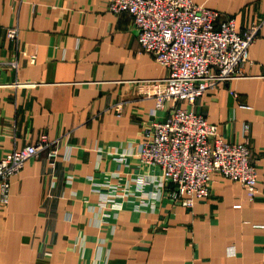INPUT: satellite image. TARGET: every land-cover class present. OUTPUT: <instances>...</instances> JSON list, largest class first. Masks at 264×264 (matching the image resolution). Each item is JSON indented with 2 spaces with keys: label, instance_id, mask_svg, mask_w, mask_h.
<instances>
[{
  "label": "crops",
  "instance_id": "0c3cea01",
  "mask_svg": "<svg viewBox=\"0 0 264 264\" xmlns=\"http://www.w3.org/2000/svg\"><path fill=\"white\" fill-rule=\"evenodd\" d=\"M192 1L218 11V21L234 19L238 32L259 25L243 76L192 107L217 137L247 142L255 198L215 173L209 196L191 208L164 194L139 205L133 178L160 170L141 165L136 146L173 104L155 109L138 81L164 79L167 69L139 51L131 17L108 11L106 0H0V157L42 136L58 149L53 169L41 154L11 179L0 264H264V0ZM116 185L133 195L102 213L99 196Z\"/></svg>",
  "mask_w": 264,
  "mask_h": 264
},
{
  "label": "built area",
  "instance_id": "2783aa9c",
  "mask_svg": "<svg viewBox=\"0 0 264 264\" xmlns=\"http://www.w3.org/2000/svg\"><path fill=\"white\" fill-rule=\"evenodd\" d=\"M106 3L108 11L131 17L139 51L152 55L168 71L164 79L138 81L142 93L154 97L155 109L166 102L173 104L164 121L151 122L143 129L136 146L140 164L160 170L157 177L133 178L139 205L145 199L158 200L164 194L174 203L191 208L195 201L209 196L215 173L241 184L247 198L253 200L257 193V167L247 142L233 143L217 137V126L192 107L206 90L243 76L244 65L251 63L249 48L259 25L252 24L238 32L234 19L218 21V11L192 0H106ZM6 37L15 40L17 28H7ZM178 102L191 108L179 107ZM116 110L120 114L122 106L117 105ZM55 144L42 136L0 157V207L8 205L11 179L26 161L43 154L51 169L55 167L58 158ZM115 159L122 162L124 157ZM149 183L154 193H143V187ZM130 195L133 193L127 186L116 185L99 196L97 209L102 213L117 211L121 201Z\"/></svg>",
  "mask_w": 264,
  "mask_h": 264
}]
</instances>
